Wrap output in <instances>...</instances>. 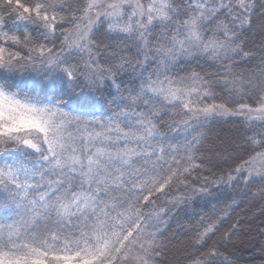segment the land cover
<instances>
[{
    "label": "snow or ice",
    "instance_id": "1",
    "mask_svg": "<svg viewBox=\"0 0 264 264\" xmlns=\"http://www.w3.org/2000/svg\"><path fill=\"white\" fill-rule=\"evenodd\" d=\"M177 236L264 264V0H0V264Z\"/></svg>",
    "mask_w": 264,
    "mask_h": 264
},
{
    "label": "trees",
    "instance_id": "2",
    "mask_svg": "<svg viewBox=\"0 0 264 264\" xmlns=\"http://www.w3.org/2000/svg\"><path fill=\"white\" fill-rule=\"evenodd\" d=\"M219 130H214L213 131V138H215L216 136V132ZM226 132L222 131L220 132V135L223 136ZM241 212L244 211H248V208L245 207L244 209L240 210ZM254 211H257L258 213V209H254ZM181 221H183V217H181ZM257 223H259V221H256ZM180 228V224L179 223H175L174 224V229H179ZM176 243L174 244V246L171 248L170 252H169V260H170V264H189V256H188V252H187V241L186 238L181 237V236H177L176 237ZM180 241H183V243H181Z\"/></svg>",
    "mask_w": 264,
    "mask_h": 264
}]
</instances>
